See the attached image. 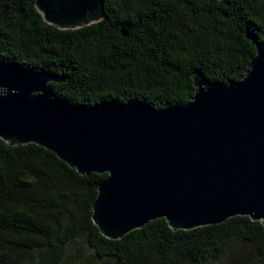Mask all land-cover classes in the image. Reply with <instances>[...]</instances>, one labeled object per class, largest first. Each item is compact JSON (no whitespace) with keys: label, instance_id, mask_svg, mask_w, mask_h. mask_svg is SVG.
<instances>
[{"label":"trees","instance_id":"16d2710c","mask_svg":"<svg viewBox=\"0 0 264 264\" xmlns=\"http://www.w3.org/2000/svg\"><path fill=\"white\" fill-rule=\"evenodd\" d=\"M97 22L62 29L35 0H0V59L61 76L54 94L92 105L187 102L193 73L238 80L264 40V0H103ZM106 173L80 174L51 150L0 138V264H63L80 238L103 264H264L260 220L235 215L191 229L164 217L102 235L92 203ZM72 264H88L73 250Z\"/></svg>","mask_w":264,"mask_h":264},{"label":"water","instance_id":"95a60500","mask_svg":"<svg viewBox=\"0 0 264 264\" xmlns=\"http://www.w3.org/2000/svg\"><path fill=\"white\" fill-rule=\"evenodd\" d=\"M62 29L97 22L103 0H35ZM245 74L221 82L193 73L191 98L160 109L141 100L71 103L49 82L62 77L0 59V138L35 143L80 174L106 173L92 221L121 238L158 217L173 229L235 215L264 229V40Z\"/></svg>","mask_w":264,"mask_h":264},{"label":"rangeland","instance_id":"374dc122","mask_svg":"<svg viewBox=\"0 0 264 264\" xmlns=\"http://www.w3.org/2000/svg\"><path fill=\"white\" fill-rule=\"evenodd\" d=\"M84 238H80L77 242H75L74 244H72L70 246V250L67 252L66 257L63 261V264H72L73 262V255L74 249H77L82 255L85 256V261L88 264H103L102 261H96L93 257H92V251L86 246V244L84 243Z\"/></svg>","mask_w":264,"mask_h":264}]
</instances>
